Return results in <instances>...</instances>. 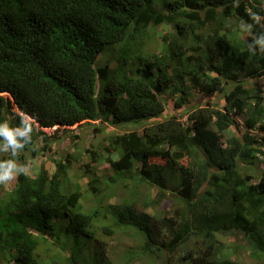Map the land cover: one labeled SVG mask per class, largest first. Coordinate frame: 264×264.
<instances>
[{
	"label": "trees",
	"instance_id": "obj_1",
	"mask_svg": "<svg viewBox=\"0 0 264 264\" xmlns=\"http://www.w3.org/2000/svg\"><path fill=\"white\" fill-rule=\"evenodd\" d=\"M160 25H173L178 42H163L160 53L150 54L144 39ZM262 37L264 0H0V124L32 128L18 136L25 147L15 156L10 148L0 151V161L21 165L22 154L32 157L27 172L1 195L0 252L18 251L25 264H78L80 242L101 243L98 227L109 235L122 230L143 236L139 256L150 264H164L162 252L170 264L179 249H185L186 264H237L246 246L263 261L264 170L255 181L241 161L252 164L264 151L249 134L225 139L243 114L248 129L264 131L263 89L245 82L264 77V51L256 43ZM104 53L114 67L97 66ZM227 85L221 104H194L195 88L212 94ZM167 91L178 95L174 111L163 100ZM149 120L153 124L142 123ZM90 124L99 147L86 149L78 181L69 174L71 152L62 149L53 171L37 159L54 155L55 145L83 150L81 127ZM107 125L130 129L116 133ZM133 171L154 189L155 202L173 195L184 207L166 216L160 245L151 218L133 206H112V222L102 224L101 206L86 205L90 197L109 201ZM167 171L179 175L178 187H171ZM83 179L88 184L82 192ZM236 231L246 246L223 241ZM68 244L72 252L65 258ZM135 255L129 252L125 262Z\"/></svg>",
	"mask_w": 264,
	"mask_h": 264
},
{
	"label": "rangeland",
	"instance_id": "obj_2",
	"mask_svg": "<svg viewBox=\"0 0 264 264\" xmlns=\"http://www.w3.org/2000/svg\"><path fill=\"white\" fill-rule=\"evenodd\" d=\"M148 35H150V39H144L147 43L144 47V50L146 52H149L152 54L153 52H161L163 49V42L173 44L176 46V43L178 42L175 37L177 35V32L174 29L173 25H160L156 27H151L148 32ZM114 62V61H113ZM109 59V55L107 53H104L100 56L98 67H103L107 63L111 65V67L115 66V62L113 63ZM247 82V85L252 82H257L261 85L263 89V95H264V77L259 78L258 80L249 79L245 80ZM229 85H227V89L224 92L221 93H212L208 94L207 92H204L201 87L195 88L192 92V99L194 104H205L206 102H211L212 105L214 103L221 104L220 99H222L223 95L227 93L229 90ZM103 92V84L98 82L97 89H96V95L99 97V95ZM178 95H174L171 91H167L163 94V100L165 101L167 107L169 110L174 111L175 107V101L177 99ZM248 120V116L246 114L240 115L236 118V124L235 126L229 130L226 133V138L230 137L231 135H236L238 138L242 139L245 135L249 134L250 136H254L259 141V144H257V148L264 151V131L259 130L258 128L255 129H248L246 126V121ZM184 121H188L187 118H184ZM154 120L144 121L142 123L151 125L153 124ZM141 123V124H142ZM261 123V119L257 120V124ZM96 123H93V125ZM258 124V126H259ZM88 125V126H82L81 130L84 133V142H83V150L78 151L75 149H71L69 147L70 144H61L59 146L55 145L54 149L56 150V153L54 155H45L44 158H38L37 159L40 162L45 163V167L53 171L54 170V160L55 158L59 159L62 157L63 153H61L62 149L66 150L67 152H71L74 155V164L72 165L69 174L73 176L75 181H78V178H80L81 175V168L84 166L85 161L87 160V152L91 149H96L98 146V139L96 137V134L93 132L94 126ZM257 126V125H256ZM111 129L112 132H124L128 131L130 128L125 127H118L114 128L110 125H107ZM77 126L74 127H60L59 129H68V130H75ZM49 133H53L54 130L48 131ZM225 143V141H223ZM80 150V149H79ZM24 158L23 165H29L28 163L32 161V157L28 154H22ZM252 164H249L247 161H241V168L244 170L245 173L253 174L255 176V181H259L260 176L264 170V155L259 154L257 159H254ZM21 165V164H20ZM104 166L101 167L103 169ZM29 172L32 173V171L29 170ZM168 172V171H167ZM100 176V175H99ZM136 173L133 171L132 173H128L125 175V178L129 179L127 182V185H120L118 187H114L110 195H112V198L108 201L107 196H103L102 199H99L98 201H93L92 197L88 198L86 201L87 207H96L97 205L101 206V211H104L102 214H99L100 216V223L102 224H110L112 222V216H111V208L115 209L116 211H120L121 207H124V205H131L135 209V212L137 214H146L151 218V227L153 228V234H154V243L156 245H160L162 242V239L164 238V228L163 223L166 220V216L168 218L174 217L176 214H180V212H176L177 210L182 211L184 207L179 204V206L176 204L175 197L172 195L170 200H164L163 202H155L154 196L155 192L154 189L149 186L148 184H140L138 180L136 179ZM168 176L170 178V184L171 187H178L180 184V177L177 173H171L168 172ZM15 180V179H14ZM10 182H14L13 180ZM5 183L0 184V198H4L5 196H1L5 194L6 190H10L11 183ZM82 184L83 190L85 186L87 187L88 180L83 179L80 181ZM88 192V191H87ZM91 194V193H90ZM89 196V194H87ZM96 198V197H95ZM104 201V203H102ZM113 206V207H112ZM96 238L99 239L101 243H85L84 241L80 242L77 250L75 252V255L78 256V264H150V260L147 257L139 256L140 253V247L143 243V236L138 235L135 231H114L112 235H109L104 232V230L99 229L98 227H95L94 229ZM223 241L230 246L237 245V244H247V240L245 236L239 232H233L232 234L228 235L227 240L223 239ZM194 245L193 241L188 244L190 248H192ZM249 246H246L244 249H242L241 253H237L238 256L241 257V259L238 261L237 264H264L263 261H259L256 259H253L251 257L250 250L248 248ZM58 249V247H57ZM56 249V250H57ZM59 251V249H58ZM72 252L71 244H68L67 247H65L64 255L65 258H67L68 255ZM129 252L135 253L136 257H134V260L131 259L128 262H125V258L127 257V254ZM18 251H11L3 254L0 252V264H25L21 260H19ZM185 249H179L177 253L174 256H171L169 258L170 264H186L182 259L185 256ZM166 257L167 255L162 252V259L165 261L164 264H166ZM19 261H18V260ZM172 259V261H171ZM17 260V261H16ZM45 262L47 260H44ZM34 264V263H32Z\"/></svg>",
	"mask_w": 264,
	"mask_h": 264
},
{
	"label": "clouds",
	"instance_id": "obj_3",
	"mask_svg": "<svg viewBox=\"0 0 264 264\" xmlns=\"http://www.w3.org/2000/svg\"><path fill=\"white\" fill-rule=\"evenodd\" d=\"M256 43L260 45V47H259L260 51H264V37H262L260 40L256 41ZM249 50L254 53L255 48L252 46V44L249 45ZM2 94H4V93H2ZM1 96H3V95H1ZM3 97H6V96H3ZM8 98H10L13 101V104L15 105L14 99L11 96ZM16 111L19 115H21L22 117L25 118L24 115H26V114L22 113L17 107H16ZM27 122L33 123L32 121H27ZM22 124H23V122H22ZM39 124H40V122H39ZM34 126H36L37 128H40L39 126H37L35 124H34ZM40 129H42V128H40ZM55 130H57V129H55ZM31 131H32V128L30 125H28L23 131H21L19 128H15V129L10 128L8 126L7 122H5L4 124H0V137L4 138V147L2 149H0V151L8 152L9 148H10L12 155L15 156L18 151L22 150L25 147V144L20 143V141L18 140V136H24L26 133H29ZM29 139H31V136L29 137ZM26 172H27L26 166L18 164L14 159L2 160V161H0V184L8 183V182L14 180L16 178L17 174L26 173Z\"/></svg>",
	"mask_w": 264,
	"mask_h": 264
}]
</instances>
